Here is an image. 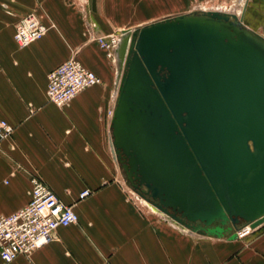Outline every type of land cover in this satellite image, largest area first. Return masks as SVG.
Listing matches in <instances>:
<instances>
[{
  "label": "crops",
  "instance_id": "obj_1",
  "mask_svg": "<svg viewBox=\"0 0 264 264\" xmlns=\"http://www.w3.org/2000/svg\"><path fill=\"white\" fill-rule=\"evenodd\" d=\"M70 1L75 0H0V117L13 128L0 144V215L28 203L36 175L78 216L30 256L0 264H264V223L234 239L231 233L201 235L136 199L111 145L116 68L102 49L84 40L83 14ZM98 1L105 20L98 22L94 14L91 19L105 34L123 31L132 7L139 15L165 16L162 5L180 0ZM31 11L49 29L20 49L14 24ZM244 12V20L264 29V0H247ZM72 57L101 84L58 107L47 101L46 75ZM85 189L90 196L79 199Z\"/></svg>",
  "mask_w": 264,
  "mask_h": 264
},
{
  "label": "water",
  "instance_id": "obj_2",
  "mask_svg": "<svg viewBox=\"0 0 264 264\" xmlns=\"http://www.w3.org/2000/svg\"><path fill=\"white\" fill-rule=\"evenodd\" d=\"M110 120L122 178L182 230L264 223V38L242 15L180 14L123 31Z\"/></svg>",
  "mask_w": 264,
  "mask_h": 264
},
{
  "label": "built area",
  "instance_id": "obj_3",
  "mask_svg": "<svg viewBox=\"0 0 264 264\" xmlns=\"http://www.w3.org/2000/svg\"><path fill=\"white\" fill-rule=\"evenodd\" d=\"M246 1L242 2L243 7ZM242 7V8H243ZM237 16L240 15L236 12ZM35 11L21 16L14 24L13 39L20 49L42 39L48 32ZM108 56L116 53L121 36L114 34L93 35L91 38ZM101 84L100 78L92 71L84 68L72 57L59 64L46 75L47 101L62 107L72 101L81 91ZM13 128L0 117V144L11 136ZM31 191L28 203L17 211L0 215V259L10 263L20 256L28 257L35 250L55 239L56 230L78 222V216L72 207L66 205L36 175L30 178ZM132 190V189H131ZM135 197L144 202L133 190ZM89 189L79 194V199L90 196ZM145 203V202H144ZM252 231L248 227L235 230L236 237Z\"/></svg>",
  "mask_w": 264,
  "mask_h": 264
},
{
  "label": "rangeland",
  "instance_id": "obj_4",
  "mask_svg": "<svg viewBox=\"0 0 264 264\" xmlns=\"http://www.w3.org/2000/svg\"><path fill=\"white\" fill-rule=\"evenodd\" d=\"M70 4H72L73 7H76L78 10H80L83 14V28L84 31H88L87 34L84 36V40L87 41L89 45L92 46H97L99 47L95 42L91 40L93 35H96L95 33H99L98 29L100 27L99 25V18L102 20H105L103 14H101L102 10L100 9L101 3L103 4L102 1L98 0H75V1H70ZM117 2H115L116 4ZM172 3V2H170ZM111 4H114V2H111ZM244 4V2H243ZM242 0H180L177 3L173 4H166L164 3L162 7L160 8L163 13H168V15H159V16H145V15H139L137 11L135 10L136 7H132L134 9L131 10L132 16L129 17V22L127 25H125L123 28V31L127 30H134L135 28L144 25H147L149 23L155 22L162 20L167 17H174L176 15L180 14H189V13H194V14H200L201 12L205 11H219V12H226V13H231V14H236V12H239L241 16L242 13ZM129 11V10H125ZM118 12V11H117ZM95 15L97 21H92L91 15ZM246 12H244L242 16V23L244 26L248 27L252 31L256 32L257 34L261 35L264 38V29L260 28L258 26L252 25L251 23L247 22L244 20ZM237 15V14H236ZM140 26V27H141ZM118 29V30H117ZM116 30H110L108 33H99L98 35H116V36H121L122 38V33L123 31L120 30V28H117ZM100 48V47H99ZM101 49V48H100ZM104 51V50H103ZM105 52V51H104ZM106 57L113 63V65L116 68V73L117 77L115 79L114 83V88L117 90L118 84H119V76L122 71V65L121 62L119 61V57L117 53H115L112 56H108L107 53L105 52ZM119 168V164L116 163ZM244 225H240L237 227V230L244 228Z\"/></svg>",
  "mask_w": 264,
  "mask_h": 264
},
{
  "label": "bare ground",
  "instance_id": "obj_5",
  "mask_svg": "<svg viewBox=\"0 0 264 264\" xmlns=\"http://www.w3.org/2000/svg\"><path fill=\"white\" fill-rule=\"evenodd\" d=\"M228 14H231V13H228ZM236 15V14H234ZM237 16V15H236ZM127 32H132V30H127ZM256 33V32H255ZM244 226L248 227V224H244Z\"/></svg>",
  "mask_w": 264,
  "mask_h": 264
}]
</instances>
